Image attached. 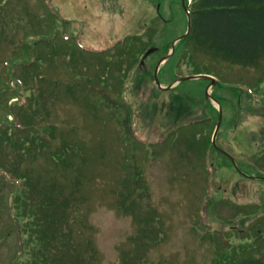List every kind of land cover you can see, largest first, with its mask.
<instances>
[{"label":"rangeland","instance_id":"1","mask_svg":"<svg viewBox=\"0 0 264 264\" xmlns=\"http://www.w3.org/2000/svg\"><path fill=\"white\" fill-rule=\"evenodd\" d=\"M187 27L183 0H0V92L9 86L1 76L10 67L39 85L52 103L58 136H71L84 154L79 185L50 162L31 164L28 156L21 164L22 170L55 176L65 194L75 190L83 212L73 230L85 264H228L264 227V180L256 178L264 176V57L246 66L176 45L158 76L170 89L158 85L151 58L137 68L146 47H165ZM136 32L140 37L133 40ZM34 52L43 57L41 64L23 66L21 60ZM129 66L136 69L129 73ZM196 74H211L224 86L172 78ZM207 88L225 99L219 103L218 144L249 176L208 145L212 121L180 127L207 113L199 103L187 104L186 113L176 109L185 102L184 91L206 95ZM12 95L0 94V117L8 116ZM128 111L133 136L121 123ZM187 138L199 148H188ZM0 186V264H12L21 236L6 214L13 185L0 178ZM126 197L137 215L117 209ZM247 250L264 257V241L260 250ZM28 258L19 253L18 264H30Z\"/></svg>","mask_w":264,"mask_h":264},{"label":"trees","instance_id":"2","mask_svg":"<svg viewBox=\"0 0 264 264\" xmlns=\"http://www.w3.org/2000/svg\"><path fill=\"white\" fill-rule=\"evenodd\" d=\"M188 9L192 29L176 45H194L219 58L246 66L255 65L264 57V0H191ZM172 42L165 47L159 45V55L167 54ZM39 53L34 52L30 58L21 60L22 65L34 67L35 64H41L43 57ZM18 56H14L12 60H20ZM8 64L6 62L7 70ZM155 65L156 62H153L151 66L153 74ZM133 67L135 66H129L128 70L131 71ZM12 69L10 67V70L3 71L1 76L2 79L8 78L9 86L0 94L3 97L6 91L14 94L9 96L6 102L9 108L8 116L14 114V117L11 120L8 116L0 117V178L13 185L5 200V206L10 225L21 236L18 254L28 253L30 264H85V253L76 249L78 244L73 230V226L80 219L79 214L83 212L82 205L76 199L75 190L65 194V189L55 176L36 173L31 167L22 170L21 164L22 159L28 156L32 159L31 164L39 160L50 162L55 170L69 172L72 176L70 181L79 185L84 154H78L77 144L69 141L71 136H58V128L50 117L52 103L44 89L39 85L27 83L26 79L15 75ZM172 78L175 80L177 77ZM194 80L211 83L210 79ZM215 86L216 89L224 86L222 80L219 79ZM183 94L187 95L185 102L177 105L176 109L179 106L185 107L182 113H186L189 111L187 104L195 106L199 103L207 113L203 120L188 121L189 123L180 127L196 123L211 124V121L216 125L219 111L212 99L192 91H184ZM211 95L221 105L225 104V99L214 90ZM13 97L18 99L9 103V99ZM104 103L108 107L113 105L110 100H104ZM212 113H215L214 116ZM121 123L126 134L133 136L130 111L122 116ZM186 140L190 142L192 138ZM208 145L214 150L212 142ZM187 147L199 148L197 142H190ZM0 188L5 189L3 186ZM126 199L127 197L125 201L117 204V209L137 215L134 211L135 204L129 205ZM141 207L140 205L139 208ZM254 212L255 210L252 211ZM260 226H264V220H261ZM254 237L252 245L241 246L240 252L236 249L238 256H232L234 259H229L228 264H264V257L258 256V253L247 254L248 247L252 248L251 252L261 249L264 227L259 229ZM257 241L258 244H255ZM18 254L11 260L12 264L21 262Z\"/></svg>","mask_w":264,"mask_h":264},{"label":"water","instance_id":"3","mask_svg":"<svg viewBox=\"0 0 264 264\" xmlns=\"http://www.w3.org/2000/svg\"><path fill=\"white\" fill-rule=\"evenodd\" d=\"M183 7H184V9H185V11H186V13H187V17H188V27H187V31H186V33H184L183 35H181L180 37H178L177 39H175V40L172 42V50H171V52H170L168 55H166V56H164V57H162V58L160 59L158 65H157V67H156V71H155V78H156V81H157L158 85H159L161 88H164V89H170V88L173 87V85H171V86H169V87H166V88L163 87V86L161 85L160 80H159V78H158V69H159V65H160V63H161L162 61L167 60V59L172 55V53L175 51V45H176V43H177L179 40L185 38V37L190 33V31H191V29H192V19H191V16H190V11H189V9H188V3L186 2V0H183ZM154 51H155V48H150V49H148V50L146 51L145 55H144V58H145L146 56H148L149 54L153 53ZM201 78H204V79H210V80H211V83H210V86H209V87H211V86H213V85L216 84V78H214L213 76H211V75H209V74H196V75H189V76H185V77H182V78L177 79V82L184 81V80H189V79H201ZM175 82H176V81H175ZM206 96H207L208 98H210V99H214V101H216L215 98H213L212 95L210 94L208 88H207V90H206ZM216 103H218L219 118H218V121H217V124H216V127H215V131H214V134H213V138H212L213 145H214V147H215L218 151H220L221 153H223L224 155L228 156V157L231 159V161H232L233 164L235 165L236 169H237L241 174L246 175V176H249L248 174H246L245 172H243V171L240 169V167L238 166V164H237L235 158H234L231 154H229L226 150L222 149V148L218 145V143H217V136H218V133H219V129H220V127H221V124H222V107H221V105L219 104V102L216 101ZM250 177H252V176H250ZM256 178H257V179H263V180H264V176H256Z\"/></svg>","mask_w":264,"mask_h":264},{"label":"flooded vegetation","instance_id":"4","mask_svg":"<svg viewBox=\"0 0 264 264\" xmlns=\"http://www.w3.org/2000/svg\"><path fill=\"white\" fill-rule=\"evenodd\" d=\"M162 20L164 21V18H162ZM137 37H140V35H139L138 32L134 33V35H133V40H134L135 38H137ZM151 47H155V48H156L155 51H154L152 54L148 55L146 58H143L144 53L146 52V50H147L148 48H151ZM148 48H147V49L144 51V53L142 54V56H141L139 62H137V63H138V64H137V66H138L137 68H138V69L143 70L144 67H145V65L147 64V59H149V58H151L150 63L152 62V64H153L152 57L155 56V55H159V53H158L159 46H150V47H148ZM164 55H165L164 53L161 54V55H159V57H158L159 60L156 62L155 68H156L158 62L160 61V59H161L162 57H164ZM135 69H136V66L133 67V68L131 69V71H130V70H127V72L132 73V71L135 70ZM160 70H161V66H160V68H159V71H160ZM126 79H127V78L124 77V80H126ZM142 80H145V81L147 82V79H141V81H142ZM143 82H144V81H143ZM143 82H142L141 84H143ZM146 82H145L144 84H146Z\"/></svg>","mask_w":264,"mask_h":264}]
</instances>
